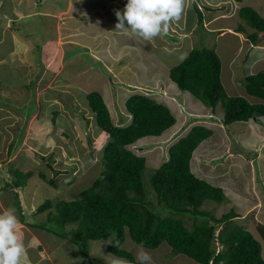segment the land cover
I'll list each match as a JSON object with an SVG mask.
<instances>
[{"label": "rangeland", "instance_id": "rangeland-1", "mask_svg": "<svg viewBox=\"0 0 264 264\" xmlns=\"http://www.w3.org/2000/svg\"><path fill=\"white\" fill-rule=\"evenodd\" d=\"M220 1L190 0L182 16L186 10L193 14L189 18L185 16L186 22L172 24L163 36L165 40L157 37L149 42L130 31L115 29L114 10L122 11L124 7L110 0L106 3L104 0H0V180L9 177L11 163L35 172L21 191L24 215L28 219L46 217L47 211H37L32 219V213L46 199L54 202L74 197V182L70 183L69 177L73 175L78 180L87 171L94 175L102 169L104 136L95 119L90 118L88 93H102L114 122L127 125L132 119L125 104L127 98L135 92L148 91L174 109L175 131L185 128L181 136L195 124L213 130L212 136L194 151L191 164L200 178L221 186L225 198L222 202L208 199L201 209L218 218L232 209L240 213L232 219V224L245 225L261 241L264 257V236L259 227L264 226V116L258 121L225 125L221 121L224 115L221 103L213 112L191 93L181 91L169 75L170 69L181 63L192 49L212 48L223 62L228 94L264 103L250 96L245 86L246 75L264 70V49L252 47L246 32L237 34L236 28L242 21L228 12L236 3ZM195 3L204 14V26L197 22ZM223 6L227 7L226 16L216 17ZM222 25L229 27L220 30ZM183 31L189 35L183 36ZM250 31L254 29L248 26ZM170 35L176 39H170ZM259 39L264 42V32L259 34ZM109 60L114 62L107 63ZM125 64L128 69L125 67L122 72L121 65ZM55 111L59 114L54 119ZM169 135L166 132L159 138L136 143V147H149L141 146L145 152H138L147 157L143 181L147 199L153 203H157V198L151 176L169 156L168 146L173 142H168ZM178 138L177 135L174 142ZM39 155L49 157L55 168L72 173L58 176L59 190L38 176L40 171H45L48 177L54 175ZM12 197L10 192L0 189V212L9 207L15 209L20 221L18 233L31 264H108L116 258L107 250L111 238L91 242L89 258L69 239L25 226L12 207L14 204H9ZM162 209L160 204L159 210ZM162 214L180 218L188 227L195 223L189 214L171 215L167 210ZM37 232L45 236L40 237ZM137 246L129 236L123 244L136 261ZM144 250L150 253L152 264H197L184 254L174 255L166 242L159 248Z\"/></svg>", "mask_w": 264, "mask_h": 264}, {"label": "trees", "instance_id": "trees-1", "mask_svg": "<svg viewBox=\"0 0 264 264\" xmlns=\"http://www.w3.org/2000/svg\"><path fill=\"white\" fill-rule=\"evenodd\" d=\"M195 10L198 24L204 26V14L196 3ZM239 17L242 22L236 31L246 32L250 40L257 43L259 33L264 32V16L254 7L242 5ZM248 26L254 31L248 32ZM169 75L180 90L190 92L213 112L221 103L224 109L221 121L225 125L246 123L252 119L258 121L264 116V103L228 94L223 80V62L212 48L192 49L181 63L170 69ZM245 86L250 96L264 100V70L246 75ZM88 104L90 118L95 119L104 136L102 169L94 175L87 171L85 176L76 180L70 170L57 169L49 157L39 155L54 175L48 177L45 171H40L38 176L59 190L58 176L72 175L68 179L70 183L74 182V197L54 202L46 199L31 218L34 219L37 211H47L46 217L32 221L24 215L21 190L28 186L35 172L11 163L9 177H1L0 189L12 194L9 204H14L12 207L16 208L23 224L69 239L85 257H89L91 242L111 238L108 252L129 264H138L133 254L123 247L129 236L138 245L143 243L149 249L159 248L166 242L174 255L184 254L197 264H264L261 241L245 225L232 224V219L240 213L232 209L218 218L201 209L208 199L222 202L225 198L221 186L200 178L192 169L194 151L212 136L211 128L197 124L175 142L171 141L167 160L151 176L157 198V203H153L147 199L148 191L143 181L147 157L139 153L141 146L149 147H135V143L142 138H159L176 124L171 106L146 93H133L125 102L132 119L123 125L113 121L100 92L88 93ZM58 114L55 111L54 119ZM90 118L87 116V120ZM160 204H163L162 210H159ZM164 210L171 215L189 214L195 223H191L190 228L180 218L164 216ZM206 216L210 218H202ZM259 227L264 236V226Z\"/></svg>", "mask_w": 264, "mask_h": 264}, {"label": "clouds", "instance_id": "clouds-1", "mask_svg": "<svg viewBox=\"0 0 264 264\" xmlns=\"http://www.w3.org/2000/svg\"><path fill=\"white\" fill-rule=\"evenodd\" d=\"M189 5L190 0H127V3L122 11L114 10L117 20L115 29L126 33L130 31L133 35L141 38L142 40L150 42L157 37L167 35L172 24L181 20L185 9ZM126 25L127 27H125ZM121 66L123 67L122 72L125 67L128 69L127 64ZM144 93L148 94V91ZM171 109L174 111L172 107ZM174 114L176 115L175 111ZM115 123H119V121H116ZM176 125L177 122L170 128V130L167 131V133L170 132L167 140L169 139L174 141L177 135L179 138L182 137L181 133L185 128L175 131ZM144 139L147 140L156 138L147 137L140 140ZM169 140L168 142H171ZM19 224L20 221L15 213V209L7 208L0 212V264H31L26 245L18 233ZM137 247L138 251L136 253V259L138 264H152V257L149 252L144 250L145 247L143 246V243L139 244ZM108 264H129V262L123 259L113 258L108 261Z\"/></svg>", "mask_w": 264, "mask_h": 264}, {"label": "crops", "instance_id": "crops-1", "mask_svg": "<svg viewBox=\"0 0 264 264\" xmlns=\"http://www.w3.org/2000/svg\"><path fill=\"white\" fill-rule=\"evenodd\" d=\"M80 1V0H79ZM104 2L106 3V0H104ZM110 2L111 3H118V5H119V7L121 6L122 8L125 6V4L127 3V0H110ZM227 2H230L231 4L232 3H236V6H234L233 7V10H231V11H228L229 13H234L236 16H238V18L240 19V17H239V8L242 6V5H249L248 3H251V4H253V5H251L252 7L253 6H256L262 13H264V0H255V1H249V0H244L243 2H237V1H235V0H227V1H225V0H222V3H227ZM77 3V2H76ZM79 3V2H78ZM122 3H124V4H122ZM192 3V2H191ZM214 3H221V1L220 0H218V1H216V0H214ZM210 8V7H209ZM221 9L219 10V12H218V14H216L215 16L216 17H223V16H226V13H224L225 11H227V7L226 6H223V7H220ZM123 10V9H122ZM77 10H75V12H76ZM212 11H215V10H212ZM223 11V12H222ZM192 12L190 11V10H186V12H185V15L184 16H182V18H181V20L180 21H178V23H185L186 22V20L189 18V16H190V14H191ZM193 14V13H192ZM197 15V14H196ZM185 16H188V18L187 17H185ZM264 16V15H263ZM183 17H185V19L183 18ZM215 18V17H214ZM197 22H198V17H197ZM177 22H175V23H173V25H177L178 24ZM239 25V24H238ZM125 27H127V26H125ZM226 27H229L228 25H222V26H220L219 27V29L220 30H224V31H226L227 29H226ZM238 27V26H237ZM175 29H172V31H174ZM219 30V31H220ZM232 32H234V31H232ZM188 32L187 31H183V36H188L189 35V33L187 34ZM240 33V32H239ZM238 32H237V34H239ZM181 36V35H180ZM239 36V35H238ZM170 39H172L173 37L170 35ZM160 39H163V40H165V37H160ZM176 38H173V40H175ZM116 40H117V36H116ZM155 40V39H154ZM262 40L263 39H259L258 40V42L257 43H255V44H253V42L251 41V46L252 47H255V48H257V49H264V42H262ZM167 43H169L168 41H167ZM176 43L177 42H175V44L174 45H176ZM116 44V43H115ZM251 51H253V48L251 49ZM109 51H106V53H108ZM113 52V51H112ZM110 54H112L111 53V51L109 52V55ZM249 54H250V52H248L247 51V59H248V56H249ZM234 57H231V60H230V62L232 63V64H234V59H233ZM264 58V57H263ZM107 63H113L114 61H111V60H109V61H106ZM223 77H224V67H223ZM224 80V79H223ZM144 140H146V139H144ZM163 140H165V139H163ZM39 236V235H38ZM30 251V250H29ZM33 264V263H32Z\"/></svg>", "mask_w": 264, "mask_h": 264}, {"label": "water", "instance_id": "water-1", "mask_svg": "<svg viewBox=\"0 0 264 264\" xmlns=\"http://www.w3.org/2000/svg\"><path fill=\"white\" fill-rule=\"evenodd\" d=\"M41 1V0H40Z\"/></svg>", "mask_w": 264, "mask_h": 264}]
</instances>
